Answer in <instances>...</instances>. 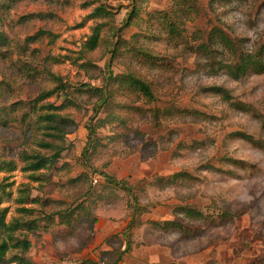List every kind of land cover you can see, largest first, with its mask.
I'll list each match as a JSON object with an SVG mask.
<instances>
[{"label":"rangeland","instance_id":"374dc122","mask_svg":"<svg viewBox=\"0 0 264 264\" xmlns=\"http://www.w3.org/2000/svg\"><path fill=\"white\" fill-rule=\"evenodd\" d=\"M88 1L27 0L12 9L4 26L12 61L0 62L3 73L15 76L18 65L30 62L18 47L24 46L28 33L26 26L15 23L18 17L52 10L58 18L46 24L57 34L55 42L31 46L41 57L58 58L49 63L52 72L72 83L99 86L106 67L118 73L129 63L152 80L155 99L116 93L112 104L98 112L94 99L81 95L78 105L65 111L75 123L61 159L42 170L44 177L38 181L21 170L20 155L38 150L35 139L45 136L35 130L33 140L17 138L16 121L0 129V160L18 164L3 181L12 192L0 205L9 208L6 218L18 215L15 198L23 183L39 199L28 206L39 212L75 208L70 226L56 224L48 233L31 235L26 254L31 264H264V73L233 79L217 65L227 54L218 49L212 59L198 49L214 27L241 38L246 50L257 48L264 42V0H196L198 14L180 32L193 50L182 37V44L175 46L143 40L158 58L151 66L140 59L133 62L125 53L111 63L110 52L97 47L86 54L92 65L82 70V59L73 63L63 55L76 58L90 34L92 22L78 25L91 9L82 6ZM131 1L104 0L117 25L127 17ZM138 1L149 12L167 9L176 0ZM42 24L36 22L29 34ZM135 32V26L129 27L123 37ZM2 76L0 71V80ZM10 80L14 86L20 82ZM35 82L32 92L51 86L44 77ZM216 86L230 99L215 93ZM62 98L54 95L44 102L59 104ZM106 110L112 113L110 121ZM98 118L100 145L87 157L82 154L87 125ZM184 207L202 216L189 215Z\"/></svg>","mask_w":264,"mask_h":264},{"label":"trees","instance_id":"16d2710c","mask_svg":"<svg viewBox=\"0 0 264 264\" xmlns=\"http://www.w3.org/2000/svg\"><path fill=\"white\" fill-rule=\"evenodd\" d=\"M25 1L27 0H0V62L5 61L7 64L9 60L12 61L11 39L8 30L4 27L6 21L9 20L8 13ZM33 1L38 2L39 0ZM142 1L145 2L146 0ZM195 1L176 0L167 9L146 12V8H142L138 0H132L127 17L119 25L115 23L114 12L109 10L108 4L104 0L83 2V7H91V9L78 25L81 26L88 21L92 22L89 26L90 34L82 42L76 58H71L67 54H64L63 57L73 63H78L82 59L83 62L79 63L78 67L82 70H88L93 61L87 58L86 54L97 47L105 48L110 52L111 63L116 60L117 56L125 53L133 62L140 59L143 64L151 66L157 63L158 58L143 43V40L160 39L165 40L171 46H175L182 44V39L179 40L182 37L187 43V47L193 50L187 37L185 38L180 32L186 20H193L198 14ZM50 3L52 4L53 1ZM142 10L144 16H140ZM57 18L58 16L52 10L20 15L15 23L20 24L21 27L26 26L28 33L25 34L24 46L22 44L18 47L21 48L23 58L29 59L30 62L25 61L20 66L18 65L16 75L8 77L3 73L0 64V71L3 74L0 80V129H9L12 127L11 123L16 121L18 127L14 135L17 138L33 140L35 130H40L45 136V138L35 139L38 150L20 155V160L23 163L22 168H20L29 173L28 177L32 181L43 179L44 174L41 171L51 168L54 163L61 159L62 152L66 149L65 142L69 127L75 123L73 117L65 111L76 107L81 95L87 94L92 97L94 99L93 108L98 112L112 104L116 93L119 95L122 93L134 94L132 96H137V100L144 98L148 102L155 99V87L152 80L135 72L129 63L125 66V71L118 73H114L106 67V70L100 73L102 84L99 86L84 82L72 83L59 73L52 72L49 63L59 61L58 58L50 54L41 57L40 51L31 48V46L44 41L47 43L55 42L57 34L46 22ZM36 22L43 24L39 29L29 34ZM133 26L139 32H135L129 39H125L123 37L124 30ZM16 32L19 33L17 30ZM198 49L207 58L212 59H215L214 52L216 53L218 49H221V55L222 53L227 54L228 57H225V60H217V65L233 79H238L247 73H264V42L254 50H246L241 38L231 37L222 28L214 27L208 37L198 44ZM39 77H44L51 86L40 87L32 92L31 85L36 84L35 81ZM12 78H17L20 82L14 86L10 80ZM213 91L226 99L230 97L227 91L220 86L213 88ZM54 95L63 97L59 104L44 102ZM123 105L128 106V101H125ZM106 111L110 117L107 121H110L112 113ZM18 113H21L19 118ZM100 120L98 118L95 123L91 122L87 125V141L82 151V154L87 157L91 156L97 146L100 145L99 137L96 135L97 124ZM102 121L105 122V118ZM241 135L248 138L245 134L241 133ZM17 168L18 164L15 159L4 158L0 160V172L4 174L0 179V205L12 196V192L7 189L10 184H5L3 181L8 180L9 174ZM177 175L174 174L173 176L176 177ZM21 187L24 188H19L15 198L18 205L17 216L13 215L7 219L9 208L0 206V264H31L26 256L32 246L31 235L33 233L38 234L40 230L48 233L56 224L70 226L74 217L75 208H64L56 212L45 213L28 206L39 203V199L31 196L28 183L21 184ZM184 209L189 215L202 216V213L194 208L184 207ZM168 223L169 221L165 222L164 225ZM171 224L178 226L175 222Z\"/></svg>","mask_w":264,"mask_h":264}]
</instances>
